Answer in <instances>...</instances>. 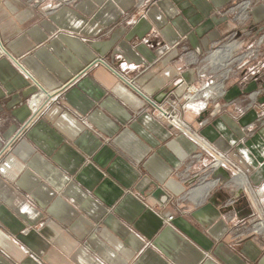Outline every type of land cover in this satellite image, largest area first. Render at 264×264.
Here are the masks:
<instances>
[{
	"label": "crops",
	"instance_id": "obj_1",
	"mask_svg": "<svg viewBox=\"0 0 264 264\" xmlns=\"http://www.w3.org/2000/svg\"><path fill=\"white\" fill-rule=\"evenodd\" d=\"M42 23L0 59V264H264V53L208 82L264 0H0L5 45Z\"/></svg>",
	"mask_w": 264,
	"mask_h": 264
},
{
	"label": "rangeland",
	"instance_id": "obj_2",
	"mask_svg": "<svg viewBox=\"0 0 264 264\" xmlns=\"http://www.w3.org/2000/svg\"><path fill=\"white\" fill-rule=\"evenodd\" d=\"M255 3H258V2L255 1ZM243 39L244 38H242V41H245L246 45L244 46V48L241 49L240 52L236 53L235 55L236 60L234 62H231V59L233 58L232 53H231L230 58L228 59V62L226 63V65H224L225 69L223 68L222 71H217L210 77V80L208 82L213 83L212 88L215 87L217 84L224 83L225 85H227L231 81L238 78V75H243L247 73V67L253 66L252 64L254 63V61L257 62V64H260V61H262L261 58H262V54L264 53V48H263L264 47L263 45L264 33L257 34V36L255 37L254 45H249L248 39H245V40ZM253 42H251L250 44H252ZM217 54H220V53L218 52ZM240 58L241 60L239 62ZM246 61H248L247 64L245 63ZM243 63H245L246 65H244ZM219 65H220V62H219ZM220 66H222V64ZM237 68L239 69L237 70ZM208 70H211V66H209Z\"/></svg>",
	"mask_w": 264,
	"mask_h": 264
},
{
	"label": "water",
	"instance_id": "obj_3",
	"mask_svg": "<svg viewBox=\"0 0 264 264\" xmlns=\"http://www.w3.org/2000/svg\"><path fill=\"white\" fill-rule=\"evenodd\" d=\"M54 30V26L42 23L39 26H32L25 32L19 34L17 37L6 43L8 52L14 55L16 58H20L24 52H20L21 49L30 51L35 48L37 42L36 36L50 35ZM158 101V100H157ZM160 102V100L158 101ZM162 102V101H161Z\"/></svg>",
	"mask_w": 264,
	"mask_h": 264
},
{
	"label": "built area",
	"instance_id": "obj_4",
	"mask_svg": "<svg viewBox=\"0 0 264 264\" xmlns=\"http://www.w3.org/2000/svg\"><path fill=\"white\" fill-rule=\"evenodd\" d=\"M8 55H9V52L7 50L6 45L0 41V59ZM31 108L33 109L34 114L40 113V111L43 109V104H41V99H40L39 94L33 95V98L31 101ZM168 118L171 119V115H169Z\"/></svg>",
	"mask_w": 264,
	"mask_h": 264
},
{
	"label": "bare ground",
	"instance_id": "obj_5",
	"mask_svg": "<svg viewBox=\"0 0 264 264\" xmlns=\"http://www.w3.org/2000/svg\"><path fill=\"white\" fill-rule=\"evenodd\" d=\"M264 24V23H263ZM220 54H217L215 57V60L220 62V65L222 64V66L226 65V63L228 62V59L230 58V55L232 53V49L231 48H226L224 50H222L221 52H219ZM245 77V76H244Z\"/></svg>",
	"mask_w": 264,
	"mask_h": 264
}]
</instances>
